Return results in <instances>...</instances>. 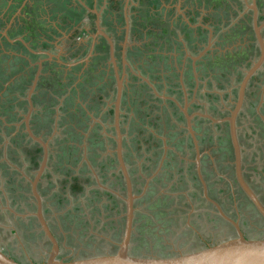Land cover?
Masks as SVG:
<instances>
[{"label": "rangeland", "instance_id": "374dc122", "mask_svg": "<svg viewBox=\"0 0 264 264\" xmlns=\"http://www.w3.org/2000/svg\"><path fill=\"white\" fill-rule=\"evenodd\" d=\"M12 1L24 4V0H0V15ZM42 1L44 0L30 2L42 5ZM66 1L57 0L52 4L59 7L65 6L61 7L62 9L55 7L60 9V12H64L70 7L68 3L67 6L63 5ZM88 1L96 8L104 10L101 15L102 29L106 34L108 33L112 41L117 39L120 45L122 37H118L124 26L123 1L119 0L120 12L111 6V0H105V5H103L104 0H96L95 4L93 0ZM166 1L170 6H178L184 13L188 12V9L191 10L190 17L194 20L193 24H202L211 29L209 51L213 49L217 51L213 52L214 55L209 54L202 59L197 72L201 85L198 91L201 96L199 101L208 104L209 99L206 94L224 92L223 86L226 83L224 78L227 73L225 74L220 62L217 64L219 59L221 61V54L225 50L235 49L233 54L236 55L239 50L242 34L237 23L242 15L238 17L233 12L236 8V0ZM140 2H142L141 5ZM83 3L85 4L84 1ZM146 3L145 0H133L128 5L126 16L130 26L134 28H132V39L123 46L126 51H130L129 64L132 66V73L137 74L138 80L130 81L128 78L130 86L124 89L126 96L122 97L120 103L125 160L137 181L135 189L139 191L134 194L136 196L135 219L130 241V251L135 255L178 250L177 247L184 245L194 246V242L195 244L198 242L197 236L206 237L210 244L234 236L233 232L217 229L220 225L218 219L210 223L205 218L200 219L195 215L193 210L199 209V206L194 207L197 203L195 204V199H191V193L197 188L190 183V191L187 192L188 188L182 186L183 179L179 178L182 175L181 170L179 177L175 176L174 179L169 180L166 173H170L171 168L168 167V163H162L165 158L169 160V152H179L183 143L176 141L177 136L166 135L174 134L178 129L177 126L172 127L173 122H171L172 119L177 120V111L167 103V100L156 101L157 98H154L153 93L159 97L163 95L177 97L176 75L179 72L180 77L185 78L183 71L187 68L184 65L187 63L185 58L192 57L202 49L208 38L207 31L195 27L188 29L180 24L179 18L163 17L161 7H149L146 13L144 11V7L147 8ZM227 3L230 4L229 8ZM163 4L165 6V2ZM77 7H80L79 3ZM16 9L11 6L9 11L12 13L19 8ZM107 9L108 12H106ZM69 13L67 17H79L83 21L88 17L85 14L75 15L71 11ZM143 13L149 16L144 18ZM141 14H143L142 20H146L143 36L136 33ZM94 21L93 19L92 23ZM3 26L0 25V27ZM0 32L3 33V30L0 29ZM69 37L71 42H78L86 35L81 32L78 36ZM251 37H248L247 41L252 42ZM99 41L96 39V42ZM1 48L0 201L4 200L7 203V206H3L11 209L9 214H13L14 219L8 216L6 210L3 215L4 222H1L0 218L1 226L7 227V230L9 228L13 230V234L7 238L1 237L0 246L7 251L5 255L15 262L40 263L42 262L40 259L47 256L50 247L42 239L32 216L34 206L29 195L27 178L30 179L33 174V170L30 169L33 150L31 145H27L21 137L23 127L18 126L26 112L24 100L26 90L24 89L28 88L34 70H29L28 74L23 76L22 68L18 69L20 67L18 62L9 57L12 55L3 54V50L9 47L1 46ZM99 49L100 47L97 46L98 55ZM184 50L186 54L181 56ZM71 65L73 66L68 67L67 72L75 79H69L67 83L62 84L64 88L74 89L71 95L62 96L61 84L54 75L44 76L38 83L34 99L37 108L31 115L33 131L42 138L45 136L49 144L51 158L48 160L46 173L43 175L38 191L43 201L47 225L58 244L60 241L64 246L62 247L64 250L60 249L59 254L64 260L114 253L121 239L124 213V204L121 200L123 193L119 189V182L112 175L115 172L112 167L114 164L109 161L113 158L114 145L106 136L111 127V116L107 113L113 102V79L108 77V85L104 86L102 74L100 72L96 74L94 66L91 69L89 65L87 67L84 64L85 69L82 70L75 60L71 62ZM31 69H34V66ZM187 81H190V78L187 77ZM44 90L48 92L45 93ZM19 92L23 95L17 97ZM15 96L17 99H14ZM18 99L21 100L18 101ZM210 110L213 111L212 108ZM253 111L248 117H239L238 138L244 175L247 176L257 195L264 201V113L260 111L259 119V114L255 116ZM103 129L106 134L103 133ZM214 130L205 123L194 127L199 142L208 154V157L204 159L205 165L203 164L205 177L210 185L219 179V175L222 179L224 178L223 183L218 184L220 187L224 184L228 187L227 199L223 198L227 209L238 217V211L234 208H241L246 224L249 223L256 228L251 234L258 235L259 229H261L259 234L264 233V222L247 202L236 199L231 188L229 189V186L233 185L232 167L225 165L221 167V163L225 162L221 155L224 154L225 149L229 148L228 142L224 138L217 139ZM149 132L161 136L163 143L149 137ZM210 135H213L212 139L208 140ZM3 163H8L16 171L12 168L8 169ZM181 166L184 165L179 164V167ZM212 171L213 175L210 174ZM173 174L177 175L178 172L174 171ZM140 177L148 180L146 184L150 186L148 189L145 188ZM73 184L80 187L79 191L70 190ZM211 187L213 190L218 189L214 184ZM105 190L109 191L108 194L103 192ZM215 191L213 194L218 196L217 190ZM178 194L187 195L186 204L183 201L181 205L179 204ZM114 196L119 198L117 205L112 203ZM58 199L60 203L57 202ZM171 199L176 201L173 203ZM192 201L193 205L190 206ZM200 228H202L201 231ZM200 244L202 242L199 241L198 247H201Z\"/></svg>", "mask_w": 264, "mask_h": 264}, {"label": "flooded vegetation", "instance_id": "af4514ba", "mask_svg": "<svg viewBox=\"0 0 264 264\" xmlns=\"http://www.w3.org/2000/svg\"><path fill=\"white\" fill-rule=\"evenodd\" d=\"M145 1L147 2L146 3L147 8L144 7V9H145L144 11L146 13H148L149 7L150 8L151 7L157 8L156 3H155V2H157L159 4V7H161V10H162L161 15L163 17L167 16L168 19L169 18L170 19L171 18L172 19L179 18L180 24L184 25L188 29L191 27L203 28V27H199L202 24H197V23L193 24L194 20H193V18L190 17V11L191 10H189V9H188L189 13L188 12L184 13V12H182V10H180V8H178V6L168 5V2L166 0H145ZM164 2H165V6L163 4ZM252 2H253V0H236V5H235L236 8L233 9V12L236 16L239 17L240 15H242L241 20L239 21V23H237V25L239 26L240 31H241L240 33L242 35L240 36L241 39H240V44L238 46L239 50L236 52L237 54L236 55L233 54V51L235 49H233L232 51H229V50L226 51L225 50L223 52V54H221V61L219 59V61L217 63V64H219V62H220L221 65L223 66L222 68L225 71V74L227 73L226 78H224L226 83L223 86L224 92L222 94H218V93L206 94V97L209 99L207 102L208 104H203L199 101L201 99L200 93L198 92L199 89L201 88V85L199 84L200 79L197 75V72H199V64L203 61L202 60L203 58L207 57V55L210 54L212 56V54L214 55L215 51H217L215 49H213V51L208 50V52L203 57L194 61V64H193L194 66H192L193 57H195L198 52L202 51L203 48H205L207 46V40H206V44L202 47L201 50L197 51L192 57L187 56L185 58V60L187 61V63L184 64L185 67H187V68H186V70H183L185 72V78L184 79H183V77L181 78L180 77L181 74L176 73L177 74L176 75L177 81L175 84L177 85V88H178L177 97L173 98V97H170L169 95H167V96L163 95L161 97H159V96L156 97L157 98L156 101H160L162 99L167 100V103L171 104L173 106V109H175L177 111L178 116L175 114V112H173L177 116V120L176 119L174 120L172 127L177 126L178 129L176 128L177 131H175L174 134L168 133L166 135L172 136V137L177 136L176 141L177 142L179 141V143L180 142L183 143V146L179 149V152H174V151L169 152L170 153L168 156L169 160L167 161V158H165L162 161L163 164L168 163V167L171 168V172L166 173L168 179L172 180L175 178V176L179 177V171L181 170L182 175L179 178L183 179V181L181 180L184 183V184L182 183V186H184V187L186 186V188H188L187 192L190 191L189 190L190 183H191V186H194L197 188V190H193L191 193V197H192L191 199L192 200L195 199V201H196L195 204L197 203V205H194V207L196 208L197 206H199V209L193 210L195 212V215H197L198 218L200 217V219L205 218V220L209 221L210 223H212L215 219H218V222L220 223V225L219 226L216 225L218 227L217 229L222 230V231H228L230 233L233 232L235 234V230H234L233 226H231V224L224 221L218 215V212L215 209V207L205 199V197H204V190H205L206 196L219 206L221 212L224 213L227 217H229L234 222L238 223L240 231L242 232V234L245 237L262 236V235H264V233L261 232L259 234V232L261 231V229H259L258 235L257 234H251L252 230L256 229V228H254V225H250L249 223L246 224V221L244 219L245 216L243 215V211L241 208L240 209L234 208L236 211H238V214L236 212L238 217L234 213H232L230 210L227 209L226 205L223 203V198L227 199L226 194L228 193V190H227L228 187L226 186V184H224V185L221 184L222 186L220 187L219 184L223 183V179H224V178L222 179L220 177V175H219V179L218 180L216 179L213 183L218 188V189H215L218 192V194H217L218 196L213 194L215 191L211 187V185H213V184L210 185L209 182L207 181V179L205 177L204 166H203V164L205 165L204 159L208 157V154H207V151L204 148V146L199 142L198 135L194 131V127L196 125H202L205 123V124H208L209 127H212L215 129L214 133H215V135H217V139H223V138L226 139V141L228 142L229 148L225 149L224 154L221 155V157L224 158V160H225V162L221 163V167H224V165L226 167H229V166L232 167L233 171H232V177L231 178L233 180V185L229 186V189L231 188L236 199H238V200L241 199V200L247 202L249 207H251L253 209L254 213H256L258 215V213L254 209V207L249 203V201L241 193V191L238 189V186L235 183L233 154H232L231 144L229 141L227 122L214 123L211 120H209L208 118L199 117L198 115H195L191 119L190 126H191V129L193 131L194 138L196 140V145H197V150H198V155H199V158H198V163H199V167H200V170H199L200 178H199V176L197 174L196 164H195L196 151L194 148L193 138L189 134V130L187 129L186 120L184 119L182 112H180V110L178 109L177 104L180 105L182 108H185L189 115L201 114L203 116H208L209 118L215 119V120H222V119L228 117L230 115V113L233 111L236 102H238L239 87H240V84L243 80L244 75L249 70H251V68L253 67L254 64H256L260 60L262 52L264 53V0H254V4L256 6V22H257V25L260 26L259 34H260L262 41H263V50H261V46L257 40L255 28L253 26V12L251 9V6L253 4ZM141 3L142 2H140V5H141ZM85 5L89 8V5H92V4H89L88 0H86ZM247 5H249V6H247ZM229 7H230V4L227 3V8H229ZM170 12L172 13L171 15H170ZM146 13H143L144 18H145V16H149V14L147 15ZM186 13L188 16L186 15ZM143 14H141V18H140L141 21L137 22V23H139V27L136 29V33H138L139 35L141 34V36H143L142 35L143 26L145 27L144 24L146 23V20H142ZM95 18L96 17L93 16L94 20H95ZM99 18H100V16H99ZM94 23H95V21L93 22V25H94ZM194 25H196V26H194ZM93 30L94 31L92 32V34L94 35L96 32L95 25L93 27ZM121 32H122L121 35H123L124 30H121ZM121 35L118 38L122 37ZM207 36H208V32H207ZM248 37L249 38L251 37L252 42L247 41ZM97 39H99L102 42H105L102 37L98 36ZM121 40L123 41L122 38H121ZM117 43H118L117 39H115L114 45ZM194 45L196 46V44H194ZM185 54H186V51L184 50L182 52L181 56H184ZM125 55H126V53H125ZM121 63H122V61H120V64ZM206 70L209 72L208 67H206ZM110 71L112 72V69ZM210 75L212 76V74H210ZM187 77L190 78V81H187ZM112 78H113V75H112ZM32 79H33V77H32ZM30 85H31V82H30L28 88L26 87L24 89V90H26L25 99H24L26 101V103H27L26 96H27ZM55 86H57V85H55ZM131 86L133 87L134 85H131ZM114 87H115V82H114ZM216 89H218V88L216 87ZM37 90H38V81L35 85L34 90L31 93V97H30L31 103H33L34 105L32 104L33 109H32V112H31L30 118H29V126H30V130L33 132L34 135H36V136L40 137L42 140L46 141L44 138L45 136L43 138L41 136H39L38 133H35L33 131L32 126H31V115L35 111V108H37V106L34 103V99H35V95H36L35 92H37ZM45 93H47V90L45 91ZM138 93L141 94V92H138ZM172 100H174V102ZM153 106H156V105H153ZM27 107H28V105H27ZM27 107H26V111H27ZM210 108H212L213 111H211ZM252 110H254L253 115L256 116L257 113L259 114V116H258L259 119L261 116L260 111L262 113H264V55L261 59V63L259 64V67L257 69H255V71L253 73H251L250 78L248 79V81L245 85L243 95H242V101L240 103V107H239L238 112H237L236 117H235L236 135H237L238 142H239V138H238V135H239V131H238L239 117H241V116L248 117ZM83 113H84V111H83ZM25 114H26V112H25ZM110 116H111V123H112V114H110ZM72 117H74V116H72ZM23 118H22V120H23ZM168 118H169V116H168ZM22 120L18 124V126L21 125L23 127V135L21 137L26 142L27 145H31V148L33 150V156L30 158V160H31L30 169L33 170V174H32L30 179L27 178V184H28V188H29V195H30L31 201L33 203L34 212H35V205H34L31 193H30L29 181L31 179H33L35 172L37 171V169L39 167L42 152H41V149L38 146V144H36L35 142H33L27 138V135L24 133V126H23ZM0 125H2L1 121H0ZM44 125H46V124H44ZM69 129H71L72 132H75L72 130V128H69ZM204 130H207V129H204ZM109 131L110 132L108 134H106V133L105 134L112 141V143L114 145L113 158L111 160H109L114 164V166H112V167L115 169V172L112 175L115 177V180L117 182H119V184H118L119 189H120L121 193H123L122 195L124 198L125 197V185H124V180H123L122 174H121L120 170L118 169L119 166H118V162H117L116 154H115L116 144L113 141L114 134H115L113 127H110ZM120 132H121V115H120ZM161 134H165V133H161ZM121 136H122L121 137V143H122L123 162L125 164L126 171L128 173L129 179H130L132 193L137 194V193H139V191H136V189H135V186L137 185V181H136L135 177L132 175V171L129 170L128 165H127L128 163L125 160L124 149H123V145H124L123 140L124 139H123L122 132H121ZM212 136L210 135L209 139H208V137H207V139L208 140L212 139ZM149 137H152L154 140H158V138L160 136H158L152 132H149ZM182 137H184V138H182ZM46 142L48 144V141H46ZM160 143H161V141H160ZM174 145H176V144H174ZM240 153H241V147H240ZM50 158H51V155H50V151L48 149L47 165H48V160ZM164 160H166V161H164ZM158 163H159V160L157 161V164ZM157 164H156V166H157ZM179 164L184 165V166L179 167ZM3 165H5V167H7L8 169L12 168L14 171H16L8 163H5V164L3 163ZM47 165H46V168H47ZM148 165H151V164H148ZM147 167H149V166H147ZM241 170H242V177H243L244 181L247 183V185L250 187V189L253 191V193L256 195V197L258 198V200L260 201V203L264 207V201L262 200L261 197H259L257 195L256 191H254L253 187L250 185V183L247 179V176L244 175L243 165H242V155H241ZM174 171H175V173L178 172V174L177 175L173 174ZM44 173H46V169L44 170ZM44 173H43V175H44ZM210 174L213 175L214 172L212 171V172H210ZM43 175L38 182L37 191H38V187L40 186L41 180L44 177ZM217 177H218V175H217ZM141 179L143 180L145 188L147 187V189H148L150 187V186L148 187L146 185L148 180L146 178H141ZM163 181L165 182V180H163ZM201 181L204 184V190H203V186H202L203 184L201 183ZM47 184H51V183L47 182ZM111 185H112V183H111ZM148 185H150V183H148ZM70 188H71V186H70ZM103 192L105 194H108L107 192H109V191L105 190ZM38 193H39V191H38ZM215 193H216V191H215ZM39 195H40V193H39ZM60 196L61 195H59V197ZM110 197H112V196H110ZM123 198H121L122 202H123ZM177 198L179 199L180 205L182 204L181 201H183V203L186 204L185 201L187 200V195L178 194ZM135 200H136V196H135ZM135 200H134V209H135ZM171 200L173 201V203L176 201L175 199H171ZM118 201H119V198L117 196H114V198L112 199V203L117 205ZM57 202L60 203L61 202L60 199H58ZM3 205L7 206V203L4 200L0 201V218L2 219L1 222H4L3 221V215H4L5 210L8 212V216H10L12 219H14V215L9 214L11 209H9ZM192 205H193V201H192L190 206H192ZM42 212H43V216L45 218V215H44L45 210L43 207V201H42ZM258 217H260V216L258 215ZM34 220L36 222L35 218H34ZM45 220H46V218H45ZM152 224L154 225V222ZM37 226H38V224H37ZM201 226H203V225L201 224ZM38 230L42 235V239L45 242H47L48 246L50 247V244L44 238L42 232L40 231L39 226H38ZM201 230H202V228H200V231ZM12 234H13L12 229L9 228V230H7V227L0 225V239H1V237L7 238L9 235H12ZM56 236H59V235H56ZM228 238H231V237H228ZM203 240L206 241L207 238L206 237H203V238L200 237L199 238L198 236L196 237V241L202 242V244H200L201 247H198V242H197V244H195V242H194V246L184 245L181 247H177L178 250L177 249L170 250V251L166 250L165 252H158V253H154V254H169V253L173 254V253L181 252V251H183V252L191 251V250H194L197 248H202V247H205L207 245H210V243H208V240L206 242H204ZM211 244H214V243H211ZM62 247L64 248L63 244L59 241V249H62ZM63 250L64 249H62L61 251H63ZM0 251L4 254H7V251L3 250L1 248V246H0ZM9 254H13V253H9ZM46 258H47V256L44 259H40V258L39 259L43 262ZM59 258H60V256H59ZM60 259H62V258H60ZM70 260L71 259L65 260V261H70Z\"/></svg>", "mask_w": 264, "mask_h": 264}, {"label": "water", "instance_id": "95a60500", "mask_svg": "<svg viewBox=\"0 0 264 264\" xmlns=\"http://www.w3.org/2000/svg\"><path fill=\"white\" fill-rule=\"evenodd\" d=\"M78 2L86 8V10L90 11L92 14L95 15V29L96 32L92 36L93 39L102 37L108 47L109 51V59L113 65L112 71H113V78L115 82V92H114V100L112 103V123L111 127L114 129V138L113 141L116 144L115 154L116 159L118 162L119 170L122 174L124 185H125V197L123 198V204H124V213H123V229L121 234V239L119 244L117 245V249L112 254L107 255H99V256H90L85 257L81 259H74L70 261H65L64 259L59 258L60 249L59 244L57 240L54 238L53 234L51 233L47 222L43 216L42 212V200L41 197L37 191V185L42 177L44 170L46 169L47 165V158H48V144L46 141L42 140L40 137L33 134V132L30 130L29 126V118L30 114L32 112V103H31V93L35 88V85L39 79L40 75V66L41 63L37 65V71L33 76V79L31 81V85L29 87L26 100H27V111L26 114L23 116V126H24V133L27 135V138L36 144L41 149V160L39 167L37 171L35 172V175L33 179L29 181L30 185V193L35 205V212L32 214V216L36 219V223L39 226L40 231L42 232L44 238L48 241L50 244V250L47 254V258L40 263H34V264H264V235L262 236H254V237H245L242 232L240 231V228L238 226L237 222H234L229 217H227L224 213L221 212L219 206L210 200L206 196V192L204 190V184H203V190H204V197L205 199L212 204L215 209L218 212V215L227 223L231 224L235 230V234L233 237L216 242L214 244L207 245L202 248H197L191 251H181L176 252L173 254H140L135 255L132 254L130 251V241L131 236L133 232V223L135 219V209H134V200L135 196L132 193L131 189V183L128 176V173L126 171L125 164L123 162L122 158V143H121V132H120V103L122 98V91H123V82H124V74L122 73V70H117L116 67V56H115V48L114 43L112 39L104 33L100 28V18L97 11H94L92 9H89L81 0H78ZM246 3V2H245ZM252 12H253V26L255 28L256 37L257 40L261 46V50H263V41L259 34L260 26L257 25L256 22V6L254 4V0L252 2ZM249 6V5H247ZM191 26V25H190ZM199 27H203L208 32V38H207V46L203 48L202 51L198 52L195 57H193L192 66H194V61L197 59L203 57L207 51L209 50L210 45V38H211V29L200 25ZM124 50L121 52L122 62L124 61ZM264 53L262 52L260 60L253 65L251 70H249L243 77V80L239 87V97L238 102H236L233 111L230 113V115L222 120H215L211 119L208 116H203L201 114H191L189 115L187 113V110L185 108H182L180 105L177 104L178 109L180 112H182L184 119L187 123V129L189 130V134L193 138L194 148L196 151V169L197 174L200 178V167L198 163V150L196 145V140L193 135V131L190 126L191 119L198 115L199 117L208 118L214 123H220V122H227L228 124V135H229V141L231 144L232 154H233V166H234V178L235 183L238 186V189L241 191V193L245 196V198L249 201V203L254 207L260 218L264 221V207L256 197V195L253 193V191L250 189V187L247 185V183L244 181L242 177V170H241V153H240V145L237 140L236 135V125H235V117L238 112V109L240 107V103L242 101V95L245 88V85L250 78L251 73L255 71L259 67V64L261 63V59L263 57ZM120 71V72H118ZM174 102V100H172ZM102 128L103 125H101ZM103 133L104 129H103ZM112 138V137H111ZM201 180V179H200ZM0 264H22L15 262L10 257L6 256L4 253L0 251Z\"/></svg>", "mask_w": 264, "mask_h": 264}, {"label": "crops", "instance_id": "0c3cea01", "mask_svg": "<svg viewBox=\"0 0 264 264\" xmlns=\"http://www.w3.org/2000/svg\"><path fill=\"white\" fill-rule=\"evenodd\" d=\"M30 1L32 0H24V4H22V2L12 1L11 4L7 5V9L4 7L5 9L1 11L2 13L0 15V25H4L3 27H0V29L3 30V33L0 32V49H2L1 46L4 48L9 47L8 49L3 50V54L6 55L9 53L12 55L7 56L16 60L15 62H18V66H20L18 67V69L20 70V68H22V75L24 76L25 74H28L29 70H34V73L32 72L33 77L37 71V65L41 63L38 83L44 76L54 75V77L59 80L58 83L60 82L61 84V94H63L62 96L66 97L68 95H71L74 89L70 90L64 88L62 84L64 85V83H67L69 79L73 78L72 74H69V72L67 71L68 67L74 65H71V62H74L75 60V63L78 64V66L81 67L82 70L85 69V65L87 67L89 65V68L91 69L94 66L95 73L97 74L98 72H100L102 74V85H108V77L112 78L113 75V71H110L113 65L109 59V51L105 42H96L97 38H92V32L94 31L93 27L95 25V23L93 25L92 20L93 16L95 15L86 10V8L82 6L78 2V0H67L66 3L64 2L63 5L66 4L67 6V3L70 5L69 9H65L64 12H60V9L57 8H64L65 6L60 5L59 7L52 4L57 0H44L41 2L42 5H37L36 3H31ZM83 1L86 2V0H82V2ZM95 1L96 0H93L94 4ZM122 1L124 3V26L121 29L124 30L123 35H121L123 41L120 45H118L119 42L117 41L118 43L114 45V48L116 56V66H118L116 68L117 70H122V73L124 74L122 96H126V94L124 93V89H126L127 86H130L128 78H130V81H134L138 80V76L137 74L132 73V66H130L129 64L130 51H126V49L123 48V45L127 42H130V40L132 39L131 29L133 28V26H130L126 15L128 11V5L130 4V1L133 0ZM76 3H79V8L77 7ZM110 3L113 8H116L119 12L121 11V2L119 0H111ZM155 3L156 7H159V4L157 2ZM105 4L106 3L104 0L103 5ZM11 6H13L14 9H19H16L17 11L11 13L9 11ZM90 8L100 14V28L102 29L103 27L101 26V15L102 12L104 13V10L102 8H96L95 5H89V9ZM109 8L113 9L110 6ZM70 11L75 15H88V17L85 18L86 22L79 19V17H67V13H69ZM106 12H108V9L106 10ZM116 14L120 15L118 13ZM88 19H90V21H88ZM81 32H84L86 37H84L82 40H79L78 42H71L69 36H78L81 34ZM97 46L100 47L99 55L96 53ZM123 49L124 61L120 64V61H122L121 52ZM33 66L34 69H31V67ZM112 79L114 81V78ZM112 92L113 94L115 92L114 84ZM19 93L20 94L17 95V97L23 95L21 94V92ZM153 94L154 98H156L157 95L155 93ZM17 97L15 96L14 99H17ZM19 100L21 99H18V101ZM20 103L21 102H19V104ZM25 107H27L26 101ZM171 122H174V119H172ZM160 137L158 138V140L163 143V140Z\"/></svg>", "mask_w": 264, "mask_h": 264}, {"label": "trees", "instance_id": "16d2710c", "mask_svg": "<svg viewBox=\"0 0 264 264\" xmlns=\"http://www.w3.org/2000/svg\"><path fill=\"white\" fill-rule=\"evenodd\" d=\"M107 114H112V110L110 109V110H108V113ZM74 180V179H73ZM72 191H79V189H80V187L79 186H77V185H75V184H73L72 186H71V188H70Z\"/></svg>", "mask_w": 264, "mask_h": 264}]
</instances>
